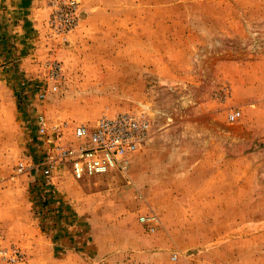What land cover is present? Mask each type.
Segmentation results:
<instances>
[{
	"label": "rangeland",
	"instance_id": "obj_1",
	"mask_svg": "<svg viewBox=\"0 0 264 264\" xmlns=\"http://www.w3.org/2000/svg\"><path fill=\"white\" fill-rule=\"evenodd\" d=\"M119 114L150 132L118 167L47 163ZM0 251L264 264V0H0Z\"/></svg>",
	"mask_w": 264,
	"mask_h": 264
},
{
	"label": "built area",
	"instance_id": "obj_2",
	"mask_svg": "<svg viewBox=\"0 0 264 264\" xmlns=\"http://www.w3.org/2000/svg\"><path fill=\"white\" fill-rule=\"evenodd\" d=\"M69 6L72 12L75 1H71ZM65 17L70 19L68 14H65ZM38 126L39 133L46 135L48 128L43 117H39ZM149 132L150 124L145 118L129 114L102 117L93 128L78 126L74 135L82 140V143L77 147L55 146L47 158V163H69L76 179L100 176L118 167L124 155L143 146L148 140ZM57 138L60 140L59 135ZM22 168L20 164L18 171L21 172ZM0 255L7 264L17 263L16 251H0Z\"/></svg>",
	"mask_w": 264,
	"mask_h": 264
},
{
	"label": "crops",
	"instance_id": "obj_3",
	"mask_svg": "<svg viewBox=\"0 0 264 264\" xmlns=\"http://www.w3.org/2000/svg\"><path fill=\"white\" fill-rule=\"evenodd\" d=\"M253 95H255L256 96V94H253ZM252 98H254V103H256V98L255 97H253V96H251ZM250 100H251V98H250ZM256 107H258V108H260V103H259V105H255ZM257 109V108H256Z\"/></svg>",
	"mask_w": 264,
	"mask_h": 264
}]
</instances>
